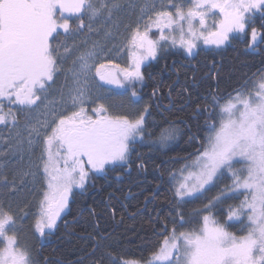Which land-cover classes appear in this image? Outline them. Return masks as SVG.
Listing matches in <instances>:
<instances>
[{"label": "snow or ice", "instance_id": "obj_1", "mask_svg": "<svg viewBox=\"0 0 264 264\" xmlns=\"http://www.w3.org/2000/svg\"><path fill=\"white\" fill-rule=\"evenodd\" d=\"M167 6L175 11H156L154 19L149 17L150 23L144 31L137 27L132 32L129 43L142 49L143 54L134 56L131 68L121 69L124 80H143L141 64L149 57H156L159 40L168 39L165 28L179 27L180 43L192 55L196 44L193 39H184V22L191 37H203L205 44L220 46L229 40L231 33L246 32L255 11L264 13V0H191L186 11L173 0H168ZM152 7L155 8V4ZM108 8L107 4L95 7L91 0H0V124L16 120L11 109L7 113L4 111V100L31 108L41 100L38 93L45 92L48 82L53 81L58 53L51 40L58 29L69 32L65 13L77 18L89 13L91 20ZM217 10L220 19L209 26L206 18L215 15ZM197 19L199 31L193 24ZM84 26L81 19L78 29ZM153 26L160 30L159 40L149 38L148 32ZM258 37L264 40V33L252 27L249 47L257 43ZM95 56L96 52L89 50L78 58L79 70L72 73L74 87L69 92L74 108L84 102L87 74L95 66L88 61ZM95 67L101 80L122 86L123 81L101 71L105 64ZM113 67L119 68L118 65ZM132 95L136 96L135 91ZM212 102L219 104L215 97ZM220 111L219 127L209 126L204 150L192 165L196 171L189 172L175 189V196L178 203L198 199L225 171L233 177L232 186L221 190L202 208L193 210L196 215L209 213L202 216L197 228L177 234L174 227L150 260L129 259L124 264H264V79L257 85L254 95L242 98L238 92L234 100L220 106ZM107 113L103 104L93 109V115H87L85 108L79 107L70 114L60 115L58 120L54 118L51 123H43L46 159L42 154L41 160L48 191L41 201L40 216L35 223L41 236L46 229L56 227L68 206L74 185L83 188L91 170L101 171L105 165L126 163L130 145L137 138L143 139V113L135 119ZM177 133L174 126L161 128L153 142L164 146L175 139ZM85 162L90 165L89 169L85 168ZM236 163L242 164V168L235 169ZM240 190L248 195L238 207L229 206L223 223L211 215V209L228 198V192ZM245 215L247 223L242 220ZM179 220L185 223L182 214ZM233 221L242 224L241 230L247 229L244 235L227 230L226 225ZM14 225L13 215L0 208V240L6 242L5 247L0 248V264H33L27 249L17 247V237L8 235Z\"/></svg>", "mask_w": 264, "mask_h": 264}, {"label": "trees", "instance_id": "obj_2", "mask_svg": "<svg viewBox=\"0 0 264 264\" xmlns=\"http://www.w3.org/2000/svg\"><path fill=\"white\" fill-rule=\"evenodd\" d=\"M82 18L85 26L79 31L85 32L90 23L87 14ZM252 27L264 33V13L251 14L246 32L232 36L221 47L201 48L189 57L181 49L162 46L158 56L143 65V82L138 88V101L147 104L143 139L130 145L126 163L106 165L101 171L89 173L84 187L73 190L68 210L55 230L46 233L44 241L30 242L27 250L33 252L31 248L35 247L39 264L147 261L174 227L179 234L202 223V216L209 213L196 215L193 210L202 208L221 190L231 187V173L225 171L218 176L198 199L180 203L175 196L173 179L204 150L209 126H219L220 105L238 92L248 90L264 75V40L250 49ZM213 97L219 104L212 102ZM23 115H19L18 126L2 130L0 136H9L20 128ZM169 126L179 130L175 139L164 146L154 143L159 130ZM8 152V161H25L21 160L22 156ZM12 170L13 167L7 168L6 174H0V201H7L10 194H19L29 184H19L9 177ZM227 195V199L211 209V215L221 223L227 218L229 206L238 207L248 193L236 191ZM18 202L23 206L25 201ZM180 214L185 220L183 224ZM242 220L247 223L246 215ZM27 227L29 230V224ZM226 227L238 236L247 231L241 230L242 224L236 221Z\"/></svg>", "mask_w": 264, "mask_h": 264}, {"label": "rangeland", "instance_id": "obj_3", "mask_svg": "<svg viewBox=\"0 0 264 264\" xmlns=\"http://www.w3.org/2000/svg\"><path fill=\"white\" fill-rule=\"evenodd\" d=\"M91 2L95 7L99 8L101 4H107L109 8L102 9L101 14L91 20L89 19L90 14L85 13L87 14L88 22L90 23V28L85 29V32L76 29V23H71L69 21L70 30L68 33H65L63 29L57 30L56 39L52 41V45L57 49L58 53L56 56L57 76L55 78V83L50 87L49 92L43 94L41 103L23 115L24 117L20 128L17 127L13 133L11 132L9 134V136L0 137V174H6V169L9 168L11 170L13 167L12 171L14 172L8 173V176H12L18 180L19 184L20 182L29 183L21 188L19 194H13L12 196L11 194L8 195L9 198H13V201L9 200V198L7 201H0V208H3L4 211L12 214L15 219V225L10 228L8 235H15L17 237V247L20 248L28 249L30 244H32L30 243L32 240L37 242L44 241L46 233L52 232L56 228L55 227L51 230L46 229L44 235L41 236L35 227L36 220L40 216L41 201L44 198L45 192L48 191L47 178L43 172V163L41 160L42 154H44V158L46 159V154L44 153L45 129L42 126L43 123H51L54 118L58 120L60 115L70 114L72 111H77L79 107H84L87 115H93V109L99 107L100 104H103L110 112L107 114L112 116L126 115L130 119H135L143 113L145 117V108L147 107V104L145 101H138L140 98L138 88L141 86L143 80L126 81L124 80V75L121 71L123 68H131L134 56H140L143 54V50L133 47L129 43V40L132 32L137 27H139L141 31L145 30V27L150 23L149 17H153L154 19L156 11H175L167 6L168 0H91ZM173 3L182 6L185 11L191 6V0H173ZM113 4L119 6L112 7ZM153 4H155V8L152 7ZM206 19L209 26L213 21H218L220 19L218 10L215 15L210 14ZM193 24L198 31L201 30L198 19L193 21ZM183 29L184 39H193L196 44L193 54L189 55L186 48L181 45V33L179 27L174 26L173 29L165 28L164 34L168 39L159 40L160 30L153 26L150 28L148 35L152 40H159L156 57L161 52L162 46H165V48L174 47L181 49L186 56L190 57L201 48L209 49L221 47L229 42L232 36L239 33H231L228 41L220 46H216L213 44H205L203 37L198 39L191 37L188 34V25L186 22L183 23ZM173 38H175V43H173ZM68 42H70V44H68ZM64 46L65 49L62 50ZM89 50L95 51L96 56L94 59H90L88 63L95 66L105 64L106 67L101 71L105 75L116 76L117 79L123 81V84L122 86L118 85L117 90H110V92L109 90L105 91L102 81L105 82L106 80L100 79L99 75H97L96 67L93 66L87 74L84 102L83 104H78L74 108L72 107L71 97L69 95L70 90L74 87L72 73L73 71L79 70L80 61L78 58ZM155 58L149 57L144 60L141 64V72L143 65L149 60ZM114 65H118L119 68L113 67ZM83 79L84 78L82 77L81 80L83 81ZM262 79H264V75L252 84L248 90L242 91V98H247L249 94L254 95L257 90V85ZM133 91L136 93L135 97L132 95ZM112 92L116 94L114 97ZM235 96L236 95L230 99L234 100ZM226 102L222 103L221 106ZM111 110H114V112H111ZM50 130L51 129L49 128L48 131ZM139 139L140 138H137L136 140ZM53 150L55 151V149ZM8 151L22 156L21 160L25 161H8L9 159L6 158L8 156L6 155ZM199 155L200 153L178 171L173 179L175 189L184 181L190 171H196L192 165ZM86 164L87 163L85 162V168L89 169ZM240 166V163L234 164V168L237 170L240 169ZM93 171L97 172V170H91L89 173ZM77 187L78 186L75 185L73 186L72 191L69 194V201L73 190ZM208 187L209 186H207V188ZM21 200L25 201L23 206H20V203L18 202ZM67 210L68 206L61 213V217ZM20 212H22V214ZM61 217L57 220V224ZM28 224L30 231L27 229ZM29 235H32V237ZM178 243H182V241H178ZM5 244V241L0 240V248L5 247ZM34 248V246L31 248V250L33 249V252L27 251L29 252L33 264H39ZM151 258L152 255L148 260Z\"/></svg>", "mask_w": 264, "mask_h": 264}, {"label": "flooded vegetation", "instance_id": "obj_4", "mask_svg": "<svg viewBox=\"0 0 264 264\" xmlns=\"http://www.w3.org/2000/svg\"><path fill=\"white\" fill-rule=\"evenodd\" d=\"M84 15H82V16H80L79 18H77V17H75V16H71V17H69L68 18V21L69 22H73V23H77V20H80L82 17H83ZM82 20L83 21H85V19H83L82 18ZM56 35H57V33H54V39H56ZM53 39V40H54ZM61 39V38H60ZM53 40H51V43L53 44ZM68 44H70V42H68ZM68 47H70V46H68ZM65 49V46H64V48L62 49V50H64ZM56 76H57V72L54 74V78H53V81H50V82H48V87H47V90L45 91V92H49V89H50V87L55 83V78H56ZM109 83L107 82V80L105 81V82H103L102 81V85H103V87H104V90H117V88H118V85L117 84H109ZM45 92H43V93H38L39 95H41V100L38 102V104L36 105V106H33V107H31V108H29V107H27V106H20V105H15V104H10L7 100H4L3 101V104H4V111L7 113L8 111H9V109H11V112L15 115V117H16V120H15V122H13L11 119H9L6 123H4V124H0V133L2 132V130L5 132V130H7V129H9V128H13L15 125H19V122H18V119H19V115L21 114H25L27 111H29V110H32V109H34L35 107H37L40 103H41V101H42V99H43V94L45 93ZM7 132V131H6ZM1 137V136H0ZM86 166L88 167V168H90V165H87L86 164Z\"/></svg>", "mask_w": 264, "mask_h": 264}, {"label": "water", "instance_id": "obj_5", "mask_svg": "<svg viewBox=\"0 0 264 264\" xmlns=\"http://www.w3.org/2000/svg\"><path fill=\"white\" fill-rule=\"evenodd\" d=\"M74 16V15H73ZM65 17L66 18H68V17H71V16H69L67 13H65ZM259 42H260V38H258V40H257V43L254 45V46H256L257 44H259ZM253 46V47H254ZM252 48V47H251Z\"/></svg>", "mask_w": 264, "mask_h": 264}, {"label": "bare ground", "instance_id": "obj_6", "mask_svg": "<svg viewBox=\"0 0 264 264\" xmlns=\"http://www.w3.org/2000/svg\"><path fill=\"white\" fill-rule=\"evenodd\" d=\"M183 167H184V166H183ZM183 167H182V168H183ZM182 168H181V169H182ZM166 238H167V237H166Z\"/></svg>", "mask_w": 264, "mask_h": 264}]
</instances>
